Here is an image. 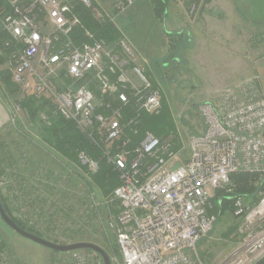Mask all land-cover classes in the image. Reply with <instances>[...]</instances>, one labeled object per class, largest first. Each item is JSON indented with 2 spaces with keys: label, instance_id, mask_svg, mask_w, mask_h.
Segmentation results:
<instances>
[{
  "label": "built area",
  "instance_id": "obj_1",
  "mask_svg": "<svg viewBox=\"0 0 264 264\" xmlns=\"http://www.w3.org/2000/svg\"><path fill=\"white\" fill-rule=\"evenodd\" d=\"M131 3H118L117 14ZM77 5L93 8L91 0H0V64L18 95H8L11 115L26 97H45L57 114L101 144L102 156L118 173L111 196L119 205L122 264H192L197 242L216 221L209 212L212 192L227 187L233 173H258L255 199L233 197L243 242L222 264L256 262L264 254V95L256 78L199 104L203 128L190 134V154L183 160L171 133L145 130L137 138L142 115L160 111L161 90L137 65L129 39L97 36L83 25ZM90 11L99 23L116 27L114 15ZM87 79L97 82V92ZM76 154L88 171L98 169L99 161L86 151ZM67 254L69 264H103L86 249Z\"/></svg>",
  "mask_w": 264,
  "mask_h": 264
},
{
  "label": "rangeland",
  "instance_id": "obj_2",
  "mask_svg": "<svg viewBox=\"0 0 264 264\" xmlns=\"http://www.w3.org/2000/svg\"><path fill=\"white\" fill-rule=\"evenodd\" d=\"M235 1L242 0H170L161 20L154 17L150 0H132L131 5L118 14L116 5L125 0H97L91 9L82 7L93 10L98 16H115L116 27L113 28L117 34L113 41L121 34L131 39L137 65L144 69L146 78L161 90L163 102L158 115L165 109V118L156 127L162 133L174 135L180 148L178 156L183 160L188 159L190 154V134L203 128L199 104L217 98L223 90L250 78H256L264 95V42L260 48H254L252 43L255 42L247 40L241 31V38L238 39V12L246 16L245 10L239 6L237 10L235 7L226 8L223 4ZM261 1L264 6V0ZM258 13L257 17L263 23L264 8ZM174 18L177 23L179 20V23L183 22L179 26L181 28L177 25L174 29ZM217 27L220 34H217ZM167 31L176 36L174 44ZM150 35L152 40H157V44L151 52L147 51V55L142 56ZM162 38L163 44L160 43ZM235 40L240 41L236 53L243 59L246 73L233 82L241 74H225L219 66L214 73L212 60L215 62V57H212V52L216 42L220 41L230 48ZM204 41L210 47L204 48ZM241 58L239 61H242ZM205 61L208 63L204 64ZM2 68H5L4 63L0 64V70L11 87L6 89L3 82L0 99L10 111L12 102L6 96H18L17 88L10 72ZM226 76L228 83L218 88V82L221 83ZM85 84L97 92L95 80L87 79ZM32 101L33 109L38 108L34 109L37 113L32 116L25 105H20L15 117L9 113L4 132L0 133V180L3 182L0 185V200L4 202L8 215L19 221L24 230L57 244L94 243L107 253L111 264H122L116 241L119 205L112 198V191L106 193L98 187L91 181V174L79 163L54 147L50 132L61 125V120L53 103L45 97ZM230 184L212 192L210 206L215 207L216 221L212 230L197 242L192 264H222L243 242L236 234L240 219L233 215L229 207L223 208L219 203L223 197H230ZM217 191L220 192L218 202ZM0 241L4 245V258L0 264H69L67 252L53 251L24 238L1 218ZM263 259L264 254L253 264ZM260 264H264L263 261Z\"/></svg>",
  "mask_w": 264,
  "mask_h": 264
},
{
  "label": "trees",
  "instance_id": "obj_3",
  "mask_svg": "<svg viewBox=\"0 0 264 264\" xmlns=\"http://www.w3.org/2000/svg\"><path fill=\"white\" fill-rule=\"evenodd\" d=\"M208 1V0H206ZM170 0H150L151 6H152V13L155 18L162 19L166 13V10L168 9ZM76 12L78 13L79 17L81 18L82 23L94 32L97 36L103 37L107 40H112L115 38L117 34V30H115L111 23L109 22H102L99 23L97 20L93 18L91 15V12L82 9V6L77 5L76 6ZM176 36H173L171 33L169 34L170 40L172 39L175 42L177 38ZM175 38V39H174ZM174 39V40H173ZM174 44V43H173ZM2 79L4 81V85L6 89L11 87L10 82L8 80L6 81V78L4 77L2 73ZM9 90V89H8ZM34 98H27L23 102H21V106L25 105L28 109V111L31 113L32 116H34L35 113H37L34 109H38L34 107L33 109V100ZM163 100V99H162ZM163 102V101H162ZM161 102V104H162ZM58 118L61 120V125L55 127L52 129L50 134L52 135L50 138H52V143L54 147L67 156L71 160H75L77 163V157H76V151L77 150H84L86 153L99 161L98 163V169L95 172L88 171L83 165L79 164L81 168L86 170L87 173L91 174V181H93L98 187H100L102 190H105L107 193L109 190H113L118 185V173L116 170H114L113 166L106 160L105 157H103V152L101 151L103 148L101 144L96 145L92 141L91 138H88L86 135L82 134L77 130L75 125L62 118L59 114ZM165 118V109L161 111L160 115H148L143 114L142 117L139 120V128H140V134L137 136L141 137V133H143L145 130H149L152 133H154L157 136L165 135L167 132L162 133L156 126L160 121H164ZM171 125V124H170ZM179 148V145L176 146ZM259 174L255 172H236L230 175V194L228 197H223L222 200H220L219 203H222V207L226 208L229 207L233 213V197L235 196H246V195H252L254 196L257 190L259 189ZM220 192L217 191V202L219 201ZM255 198V197H254ZM2 200V199H1ZM3 202V201H2ZM4 206V209L6 210V206L4 202L2 203ZM215 209V207H214ZM214 209H209V212L214 213ZM6 212H8L6 210ZM12 220L21 228H24L23 225L17 221L16 219L12 218ZM4 245L0 241V252L3 251ZM88 250V249H86ZM91 251V250H88ZM93 252V251H91ZM96 256L100 257L97 253L93 252ZM264 259L261 260L258 264H260Z\"/></svg>",
  "mask_w": 264,
  "mask_h": 264
},
{
  "label": "crops",
  "instance_id": "obj_4",
  "mask_svg": "<svg viewBox=\"0 0 264 264\" xmlns=\"http://www.w3.org/2000/svg\"><path fill=\"white\" fill-rule=\"evenodd\" d=\"M91 1L93 3L97 2V0H91ZM262 3L263 2L261 0H255V1L254 0H252V1L242 0V1H235V2H231V3H229V2L223 3L226 8L231 9V7H235V10H237V8L239 6L242 8V10H245L244 12H245L246 16L240 15V13L237 11L239 16H240L238 18V24L240 25V28H237L236 33H237V37L239 40L241 38V35L245 34L247 37V40L249 39V41L255 42L254 44L252 43V45H254L253 46L254 48H260L261 45L263 44L262 42H264V22L262 23V21H260L261 19L259 20V17H257V15H259L258 11L261 8H264ZM209 4H211V2ZM179 21L177 23L176 19L175 18L173 19V23L175 24L174 29L176 28L177 25L179 27L183 24L182 21H181L182 23L181 22L179 23ZM184 25H186V23ZM179 28H181V27H179ZM208 29H206V32L208 31ZM215 29L218 30L217 34H220L219 27H217ZM239 31H241L242 34L239 33ZM167 33H172V32L167 31ZM148 35H149V33H148ZM151 36L152 35H150L149 38H147V40H146L147 46H145L146 48L144 47V54L141 53L142 56H146L147 51L151 52L152 48H154L157 44V40H152ZM191 40H193V39L190 36V41ZM239 40H235L234 43L230 44L231 45L230 48L226 47V45L221 44V42L218 41V42H216V47L214 48V51L212 50L213 51L212 57H215L214 58L215 62H213V60H212V64L214 66L213 72L217 73V71H218L217 66H219V68L222 67L221 72H224L225 74H228L230 72L237 74V75L241 74L238 77L234 78L232 80L233 82H235V80H237L240 76H243L242 74L246 73L244 66H243V59L241 58V56L239 54L236 53V51L239 50L238 48L240 46ZM130 41H131V39H130ZM160 41H161L160 43L163 44L164 39L162 38V40H160ZM203 45H204L203 46L204 48L210 47L208 45L207 41L206 42L204 41ZM133 47H134V45H133ZM240 58L242 59V61H239ZM207 63L205 61L204 64H207ZM145 69H146V67H145ZM226 78H227V76H226ZM226 78L224 77L221 83L218 82V88L220 86L222 87L223 85L228 83L227 82L228 78L227 79ZM0 89L4 90V87L0 86ZM6 99L9 100L8 96H6ZM2 101L3 100L0 99V133L4 132L3 127L7 123V120H9V113H10V111L8 109L9 107H7L6 104Z\"/></svg>",
  "mask_w": 264,
  "mask_h": 264
},
{
  "label": "water",
  "instance_id": "obj_5",
  "mask_svg": "<svg viewBox=\"0 0 264 264\" xmlns=\"http://www.w3.org/2000/svg\"><path fill=\"white\" fill-rule=\"evenodd\" d=\"M179 163H175L172 167L171 170H175L178 168ZM0 218L2 221L11 229H13L17 234L23 236L24 238H27L35 243H38L48 249H51L53 251H59V252H68L72 250H77V249H88L91 250L95 253H97L103 260L104 264H111L110 258L107 255V253L100 248L98 245L91 243V242H75V243H70V244H57L51 241H48L46 239H43L33 233H30L23 228L19 227L8 215L6 210L4 209V206L0 200Z\"/></svg>",
  "mask_w": 264,
  "mask_h": 264
}]
</instances>
